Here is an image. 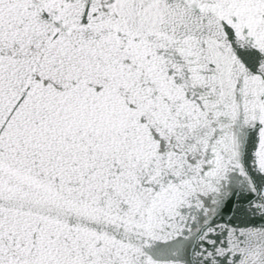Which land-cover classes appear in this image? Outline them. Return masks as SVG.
I'll use <instances>...</instances> for the list:
<instances>
[{"label":"snow or ice","instance_id":"snow-or-ice-1","mask_svg":"<svg viewBox=\"0 0 264 264\" xmlns=\"http://www.w3.org/2000/svg\"><path fill=\"white\" fill-rule=\"evenodd\" d=\"M0 264H264V0H0Z\"/></svg>","mask_w":264,"mask_h":264}]
</instances>
